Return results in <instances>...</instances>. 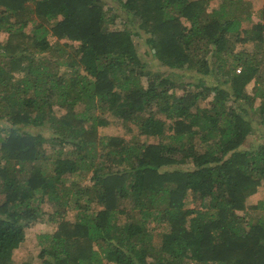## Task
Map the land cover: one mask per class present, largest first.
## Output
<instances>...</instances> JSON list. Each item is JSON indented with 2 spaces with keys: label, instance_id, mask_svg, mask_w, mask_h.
<instances>
[{
  "label": "trees",
  "instance_id": "16d2710c",
  "mask_svg": "<svg viewBox=\"0 0 264 264\" xmlns=\"http://www.w3.org/2000/svg\"><path fill=\"white\" fill-rule=\"evenodd\" d=\"M211 2L0 0V264H264V198L247 202L264 180V1L257 19ZM134 34L181 79L153 75ZM109 114L139 132L101 134ZM45 201L53 227L18 260Z\"/></svg>",
  "mask_w": 264,
  "mask_h": 264
},
{
  "label": "rangeland",
  "instance_id": "374dc122",
  "mask_svg": "<svg viewBox=\"0 0 264 264\" xmlns=\"http://www.w3.org/2000/svg\"><path fill=\"white\" fill-rule=\"evenodd\" d=\"M105 2V4H109L112 3V0H103ZM250 3L254 6L253 9V15H255V19H257L256 13H258L260 7L263 4L264 0H249ZM220 3V0H212L211 4L212 6L218 5ZM114 12L120 13L121 15L117 17V21L118 24H123L127 21V17H128V13L126 11H124L122 8L116 7V9H114ZM126 20L125 22L123 20ZM128 26H130L131 28L135 29V27L133 26V24L136 25V23H127ZM7 36L6 32H0V40H5ZM134 39L136 41L137 47L139 49V51L142 53V58L144 60H146L147 62V68L151 69L153 71V75L156 74H170L172 75L173 78L179 80L181 79L179 77V75L176 73V71L174 70V67H172V69L168 68L165 64H162L158 58H156L154 55H152L150 52H148V46L145 42V39L143 36H139L137 34H134ZM79 42L78 41H74L72 42V46L74 48H76L78 46ZM251 47L252 43H248L247 47ZM241 67V66H239ZM238 71V68H237ZM190 72V71H188ZM191 76V73H190ZM208 78V81L210 78H212L214 76L213 73L211 74H207L205 75ZM193 77V76H192ZM187 80V79H186ZM196 81V79H195ZM146 83V82H145ZM253 80L248 82L247 86L249 89H252L253 87ZM183 90L178 89V92L181 93ZM212 94H210L211 96ZM200 103L201 104H205L207 101L206 99H202L201 97L199 98ZM109 118L111 120V123H109L108 125H104V126H100L99 127V131L101 134H121L126 138H130V136L138 133V127L131 125V128H128V125L125 124L121 119H119L116 116H111L109 114ZM31 128H29L31 131L37 132V131H41L43 132L45 135H49L50 130L48 128H44L43 126H30ZM258 132H255L251 135L248 136L247 140L244 142V146L246 147H251L253 146L255 143H257L258 139ZM154 137L152 136H146V135H140L138 136V139H140L139 141H151ZM45 147L48 148L49 151H52L51 149V144H44ZM172 167H178L176 165L170 166L169 168ZM76 174H72L68 176V183H70V181L74 178H76ZM264 198V180L262 181V184L259 187V191L256 192L255 194L251 195L250 197H248L247 202L250 203H256L257 201H259V199ZM55 209L54 204L48 203V202H43L41 203V212H39V217L33 222L31 223L29 226L26 227L25 230V235H26V239L25 242L23 243V245L17 249H15L14 252V257L18 260H23L25 258L28 257H36L38 251L40 250L41 247V242H40V234L42 232H46L48 231L50 228L52 229L54 222H49L48 221V215L49 213L53 212ZM257 217V210L253 211L251 210L248 214V218H256ZM154 226V225H153ZM155 229L157 230L158 227H155ZM156 240L160 239V235L157 234V237H155ZM105 264H115V262L109 261L107 259H105Z\"/></svg>",
  "mask_w": 264,
  "mask_h": 264
}]
</instances>
